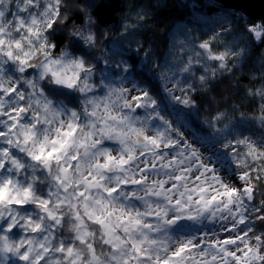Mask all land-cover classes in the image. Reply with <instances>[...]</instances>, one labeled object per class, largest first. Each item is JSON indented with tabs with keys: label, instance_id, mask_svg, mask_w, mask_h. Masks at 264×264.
<instances>
[{
	"label": "snow or ice",
	"instance_id": "obj_1",
	"mask_svg": "<svg viewBox=\"0 0 264 264\" xmlns=\"http://www.w3.org/2000/svg\"><path fill=\"white\" fill-rule=\"evenodd\" d=\"M63 3L0 0V193H8L0 200V264H264V135L238 136L234 144L225 135L228 151H217L206 163L181 130L190 127L191 113L178 107L197 105L189 95L198 91L191 83L194 68L209 71L201 56L228 69L229 58L242 59L247 49L225 42L227 32L193 43L186 66H162L171 72L162 85L143 74L130 78L134 65L122 60L115 74L120 86L109 69L106 91L90 96L94 72L84 56L67 50L53 55L57 45L50 36L66 17ZM241 22L254 41L264 43V19L249 23L244 16ZM73 35L90 47L97 43L91 30ZM215 42L225 50L215 51ZM41 55L39 72L24 76ZM144 55L152 59L150 51ZM9 62L21 75H5ZM54 65L71 68L72 75L53 71ZM49 74L85 95L83 123L79 112L53 108L38 86ZM195 78L203 85L207 77ZM248 95L260 96V89H248ZM260 110L264 128V98ZM252 119L242 116L229 135ZM192 138L213 147L217 142L196 131ZM25 158L34 162L27 166L30 182ZM53 163L52 185L36 194L37 165L51 176ZM66 218L72 221L67 242L54 231ZM14 229L25 235L12 239Z\"/></svg>",
	"mask_w": 264,
	"mask_h": 264
},
{
	"label": "trees",
	"instance_id": "obj_2",
	"mask_svg": "<svg viewBox=\"0 0 264 264\" xmlns=\"http://www.w3.org/2000/svg\"><path fill=\"white\" fill-rule=\"evenodd\" d=\"M62 15L69 19L64 24L60 23L50 36V42L54 41L57 45L53 50L54 56L58 57L65 50L76 56H84L90 65H95L91 81H94L95 76H104V72L109 69L112 73L119 72L117 66L122 60L128 61L134 65L133 77L130 78H139L138 74H143L152 77L153 83L161 85L165 78L162 67L165 62L171 65L178 58L182 59V63L187 62L193 43L219 34L217 28L222 23H228L231 31L245 45V56L235 61L229 58L228 69H219L218 62L208 61L201 56L202 63L209 71L202 73L201 68L196 66L195 77L205 74L207 78L201 85L193 77L191 83L195 84L198 91L189 95L195 97L197 105L192 109L184 108L183 111L191 113L190 125L197 134L215 141H219L215 136L217 129L229 122H233V127L241 121L242 116H253L255 119L247 120L239 132L231 135L228 133V138L235 140L238 136H245L247 132H255L261 99L256 95L249 96L248 89L256 90L264 84V43L254 41L246 31L245 24L241 22L242 17L246 16L244 13L226 8L214 0H64ZM89 17L92 20L91 26L88 23ZM247 18L249 23L257 22ZM89 30L97 37L94 47L86 45L81 37L73 35L74 32L87 33ZM231 31L228 38L231 37ZM138 48H143L139 56L135 53ZM214 50H224V44L215 42ZM145 51L151 52V60L145 57ZM103 59L108 60L107 65L100 63ZM8 66L11 71L16 72L14 64L9 62ZM28 71L31 74L35 72L34 69ZM212 71H215L214 76ZM115 74L113 73L112 79L117 80ZM46 88L61 91L77 101V104L79 102L76 100L78 92V97H75V91L65 87L46 84ZM218 113H223V119L219 122L213 119ZM168 118L173 119L175 124L174 117ZM37 187L45 193L48 190L39 185V182ZM25 207L36 211L35 206ZM67 221L66 218L63 228L54 230L60 236L58 238H64L66 242L72 235L67 230ZM13 232L15 235L9 234L12 239L25 235L20 229H14Z\"/></svg>",
	"mask_w": 264,
	"mask_h": 264
},
{
	"label": "rangeland",
	"instance_id": "obj_3",
	"mask_svg": "<svg viewBox=\"0 0 264 264\" xmlns=\"http://www.w3.org/2000/svg\"><path fill=\"white\" fill-rule=\"evenodd\" d=\"M224 29H227V31H224ZM230 27L228 23H222L218 28H217V32L221 33V32H227L228 34L225 36V42H231V41H236L239 47H244L245 45L240 41L239 36L235 35V33H233L231 31V37H229L230 34ZM225 50V48H224ZM223 51V50H222ZM192 54L191 50L189 52V55ZM201 58V57H200ZM174 64H171V66L175 69H181L184 66L187 65V62L182 63V59H176L174 61ZM4 70H5V75H9L12 76L13 78H15L16 76H18V72H13L9 69L8 64H6L4 66ZM113 73H117L116 71H114ZM31 73L28 71L27 73H25V76H29ZM20 75V74H19ZM180 77L182 78L185 74L180 72L179 73ZM171 76V72H165V78H164V82H166V78ZM110 79H112V77H110ZM94 81H91L92 83L95 84L96 88H95V92L94 93H89L88 95H96V96H102L103 92L106 91V85L108 84L107 80H103V76L102 77H98L95 76V78L93 79ZM113 84L114 86H120V82H119V78L116 80V78H113ZM163 82V83H164ZM128 87H131V85H125ZM44 89H45V93L47 95V97L53 98L54 101L56 102V107L61 108L65 113L69 112L71 109H75L77 110V112H79L81 114V121H83L84 116H83V105L81 103V101L85 100V95L82 93H79V97L76 94V91L74 92L76 95H74L76 98V100H79L78 104L77 101H75L74 99H72L70 96H66L64 95L61 91H53V90H48L46 88V83L43 85ZM103 89V91H102ZM260 89V93L261 95L259 96L262 102V98H264V84L259 88ZM179 95V93H177ZM180 110L183 111L184 106L183 105H179L178 106ZM64 119L66 118V115L63 117ZM256 121V129L255 132H247L245 134V136L251 137L253 139H256L257 137H260L262 135H264V128H261L260 126V120L259 117L257 118ZM233 122H229L226 125H228V128L222 127L219 128L221 131H218L217 134H215L217 140L219 139V141H217L215 143V147H213L211 144L209 145H201L200 143L196 142L193 140L192 138V132L195 131L194 128L190 125V127L188 129L182 128L181 130L184 132L185 135V139L188 140L189 143H191L192 145L196 146L197 148L200 149V153L203 157V159H206V162H209V159L214 157V154L217 151H228V149H226L222 143L223 138L225 135H228L231 127H232ZM199 135V134H198ZM229 140L232 141V143H235V140L232 138H230ZM106 144L111 145V142L106 141ZM25 160H27V158H25ZM222 174V173H221ZM19 179H23L25 180V178L23 176L19 177ZM60 237V236H57Z\"/></svg>",
	"mask_w": 264,
	"mask_h": 264
},
{
	"label": "clouds",
	"instance_id": "obj_4",
	"mask_svg": "<svg viewBox=\"0 0 264 264\" xmlns=\"http://www.w3.org/2000/svg\"><path fill=\"white\" fill-rule=\"evenodd\" d=\"M68 20V17L66 16L63 20H61V24H64L66 21ZM224 31H227V29H224ZM52 43H55L54 41L52 42ZM56 44V43H55ZM79 57V56H78ZM43 59H44V57L41 55V56H37L33 61H32V63H33V65L34 66H36L35 68H34V70L36 71V72H39V64L43 61ZM92 67H95V65H92ZM53 71H58V72H65L66 71V74L68 75V76H71L72 75V69L71 68H68L67 70H65L64 68H61V67H57V66H53ZM47 84V85H49V86H53V87H63V84H57L56 83V80H55V78H53L50 74L45 78V79H43V80H38V86H43L44 84ZM70 90H73V91H76V92H78V90L77 89H70ZM48 100L51 102V105L53 106V108L54 109H61V108H58V107H56L55 105H56V102L54 101V99L53 98H50V97H48ZM195 102H197V101H195ZM81 103L82 104H84L85 103V100H83V101H81ZM62 110V109H61ZM70 111H77V110H75V109H71ZM69 111V112H70ZM217 115H223V113H218V114H216V116ZM215 116V117H216ZM214 117V118H215ZM67 115H66V118H65V120H67ZM213 118V119H214ZM215 120V119H214ZM81 123H83V121H81ZM205 123H207V121H205ZM52 127L55 129L56 128V125L55 124H53L52 125ZM79 138V133H77V139ZM194 148H196V150L198 151V152H200V149L199 148H197L196 146H194V145H192ZM224 146V145H223ZM28 147L29 148H32V145H31V143L28 145ZM39 145L36 147V151H39ZM51 147H52V145L51 144H47V145H44V148H45V151H50L51 150ZM81 155H83V152H81ZM205 160V162H206V159H204ZM24 163H25V165H26V170H27V172L29 173V175H28V181L30 182L31 181V178H32V173H31V169L30 168H28L27 166L28 165H32L34 162L33 161H31L30 159H27V160H24ZM207 163V162H206ZM42 169V165H37V172L35 173L36 175H38L39 176V185H42V186H51L52 185V178L55 176V174H56V165H55V163H53V166H52V175L51 176H49L48 174H47V172L46 171H42L41 170ZM12 175H14V174H12ZM26 182H25V180H23V179H21V184L23 185V184H25ZM14 187V186H13ZM33 191L34 192H36V194H39V192H38V187H37V185L36 186H34V188H33ZM8 193H7V191L5 192V193H0V200H3L4 199V197L7 195ZM65 215H67V213H65ZM71 227H72V221L71 220H68L67 221V230L68 231H70L71 230Z\"/></svg>",
	"mask_w": 264,
	"mask_h": 264
},
{
	"label": "water",
	"instance_id": "obj_5",
	"mask_svg": "<svg viewBox=\"0 0 264 264\" xmlns=\"http://www.w3.org/2000/svg\"><path fill=\"white\" fill-rule=\"evenodd\" d=\"M226 8L244 13L247 17L260 21L264 19V0H214Z\"/></svg>",
	"mask_w": 264,
	"mask_h": 264
}]
</instances>
